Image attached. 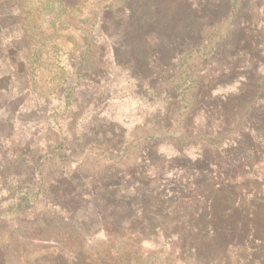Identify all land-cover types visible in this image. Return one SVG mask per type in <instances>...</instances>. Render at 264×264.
<instances>
[{"label":"trees","instance_id":"16d2710c","mask_svg":"<svg viewBox=\"0 0 264 264\" xmlns=\"http://www.w3.org/2000/svg\"><path fill=\"white\" fill-rule=\"evenodd\" d=\"M218 1L229 8L225 34L217 42L208 41L205 34L211 25L188 21L181 34L194 35L196 42L177 72L165 67L160 58L153 59L156 50L148 43H145L146 52L135 51L131 45L133 36L129 34L130 56L124 62H117L109 38L103 33L105 24L100 21L66 53L67 61L74 67L73 85L69 89L59 86L39 97L38 101L52 103L46 118L45 130L50 129L46 130L47 138L34 144L33 154L29 151L13 155L11 169L3 181L7 193L11 194L9 210L16 212L28 226L32 225L37 237L44 241L49 237L56 240L57 255L62 261L76 264L77 255L69 249V244H81L84 238L77 230L72 213L79 206L92 203V217L99 220V227L105 233L131 237L135 232L137 237L143 234L149 240L160 233L175 241L176 253H187L196 263L202 260L212 264L215 259L210 257H214L227 260L225 264H264V61L261 60L264 56V0ZM42 2L45 1L40 4ZM91 2L86 10L87 15L93 16L91 19H101L104 13L116 10L132 16L130 0ZM253 10L257 11V20L253 19ZM203 14L209 17V13ZM127 20L131 22L129 17ZM193 22L197 27L192 28ZM235 22L246 25L238 31L245 48L225 60L223 71L215 77H197L187 60L199 53L206 60L216 58L218 46L235 30ZM29 38L20 39L24 43L20 51L9 45L15 56L10 53L7 57L11 73L0 78V86L6 80L7 85L15 76L21 77L24 63L31 68L27 76H31L32 81L35 79L34 66L39 58L36 59L35 53L37 44L35 47L33 44L42 36L39 30L32 29ZM28 43L30 48H26ZM206 46L211 47L208 53L203 51ZM252 48L256 50L253 53ZM128 65H135L136 75L140 74L139 79L143 81L134 89V94L148 103L149 115L129 131L118 162L108 157L102 165L97 164L101 172L87 185V195L83 196L87 189L76 191L75 184L70 193L59 196L55 184L46 185L49 179L46 175L42 177L40 169L46 161L52 160L46 156L52 146L63 148L68 140L66 129L62 137L53 134L61 131V120L68 122L67 128L72 126V116L63 120L66 115L61 111L73 105L79 90L88 84L101 83L108 69ZM144 69L148 72L141 77ZM176 74H179L180 84L173 85ZM30 91L33 92L32 88L28 93ZM173 130L177 132L176 138L165 136ZM134 131L149 135L135 143ZM132 147L136 152L130 155ZM168 152L171 154L167 155ZM18 159L21 160L16 161ZM127 161L131 164L127 165ZM129 172L137 180L130 194L134 199L130 195L117 198V186L128 185L121 179ZM64 179L70 180L67 176ZM40 196L48 197L52 204L46 203L45 209L36 213L33 207L39 203L38 198L41 200ZM124 203L134 208L130 218L120 210ZM124 260L127 264L181 262L171 248L146 255L129 252ZM99 261L106 264L105 259ZM85 264L94 263L86 260ZM114 264L121 263L115 260Z\"/></svg>","mask_w":264,"mask_h":264},{"label":"rangeland","instance_id":"374dc122","mask_svg":"<svg viewBox=\"0 0 264 264\" xmlns=\"http://www.w3.org/2000/svg\"><path fill=\"white\" fill-rule=\"evenodd\" d=\"M41 1L45 2L40 4ZM91 1L93 0H50L49 4L47 0H0V78L11 73L7 67V57L14 51L9 50V45L20 51L24 47L20 39L32 37V29L39 30L42 36L41 40L33 44V47L37 44L35 53L38 55L36 59L39 58L34 66L35 79L32 81L31 76H27L31 68L24 63L25 70L21 77L15 76L7 85L6 80L0 86V91H5L0 93V264H68L58 257L56 240L49 237L44 241L37 237L32 225L28 226L16 212L9 210L11 194L7 193L3 180L11 169L13 155L29 151L33 154L34 144L47 138L46 130L50 129L45 130L46 118L51 112L52 103L38 99L52 93L59 86L64 85L69 89L73 85L74 67L67 61L66 53L71 51L80 38L89 34L91 26L97 27L99 22L103 21V33L109 38L117 62H124L130 56L131 42L127 39L129 34L133 36L131 45L135 51L141 53L143 49L146 52L145 43H148L151 49L156 50L152 58H160L165 67L177 72L178 67L186 62L184 57L190 53L196 42L194 35L190 37L181 34L188 21L210 24L211 26L205 29V36L211 42L222 38L229 22L228 5H220L218 0H130L132 16L129 12L116 10L115 13H104L101 19H91L93 16L86 14V10L92 5ZM44 3L48 6H44ZM203 12L209 13V17ZM252 13L253 19L257 20V11L253 10ZM128 17L131 22H128ZM194 27H197L195 22L192 28ZM243 27L246 25L234 23L235 30L218 46L216 58L206 60L199 53L188 59L187 64L192 73L197 77L205 76L210 79L223 71V62L245 48L243 38L238 32ZM252 34L251 32L250 35ZM28 47L30 48L29 43L26 48ZM210 49L211 47L206 46L203 51L208 53ZM255 51V48H252L251 52ZM12 55L15 56L13 53ZM261 60L264 61V56H261ZM143 72L141 77H145L148 71L144 69L141 73ZM139 76L140 74L136 75L135 65L111 67L101 83L93 86L88 84L81 90L79 88L76 94L78 99L69 108L61 111L66 115L63 120L72 116L73 120L69 122L72 126L67 128L68 122L61 120V131L56 130L53 134L62 137L66 129L69 131L68 140L63 148L54 149L52 146L46 155L52 160L46 161L40 169L42 177L46 175L49 179L46 185L55 184L59 196L70 193L75 184L78 186L76 191L87 189L83 191V196L87 195V185L101 172L97 164L102 165L108 157L115 162L119 161V152L129 136V131L141 124L151 111L148 103H143L141 98L134 94V89L139 87L137 85L143 83ZM176 76L173 85L180 84L179 74ZM30 88L33 92L28 93ZM176 120L178 124L179 118ZM176 130L166 133L165 136L176 138ZM134 132L135 143L149 135ZM43 149L45 151L47 145ZM129 150L130 155L136 152L135 147ZM169 154L171 152L167 153ZM126 164L131 163L127 161ZM114 166L119 167L117 164ZM64 176L70 180L67 181ZM134 180L137 181L130 172L125 173L121 181L128 185L118 184L117 198L129 197L128 195L134 192ZM58 186H61V189H58ZM130 197L134 199L133 195ZM40 198L39 203L33 207L36 213L44 210L46 203L52 204L48 197ZM91 204L79 206L72 213L77 230L84 238L81 244H69V249L77 255L76 264H85L86 260L101 264V258L105 259L106 264L109 261L114 264L115 260L127 264L124 259L129 252L146 255L169 248L175 257L180 259L179 264H205L202 260L198 263L192 261L187 253H176L175 241L163 237L160 233L151 240L143 234L137 237L135 232L131 237L105 233L99 227V220L92 217L94 206ZM124 204L120 206V210L127 213V217H132L134 208ZM210 258L215 259L212 264L227 262Z\"/></svg>","mask_w":264,"mask_h":264}]
</instances>
